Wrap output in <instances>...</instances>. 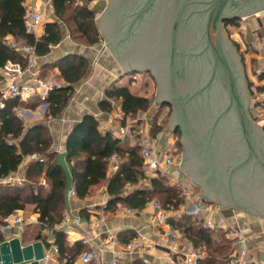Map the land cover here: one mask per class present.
<instances>
[{"label":"trees","instance_id":"trees-1","mask_svg":"<svg viewBox=\"0 0 264 264\" xmlns=\"http://www.w3.org/2000/svg\"><path fill=\"white\" fill-rule=\"evenodd\" d=\"M25 0H0V66L8 60L21 61L25 64V55L6 45L5 39L13 36L20 44H31L36 47L39 56L50 53V46L58 45L63 38V23L73 38L83 40L87 45H97L101 42V35L96 23V13L89 8L92 1L97 0H53L54 14L58 21L47 22L45 33L36 38L25 28ZM82 2V3H80ZM239 18L225 20L226 27L238 26ZM76 39V38H75ZM77 40V39H76ZM59 69V80L66 85H58L50 93L47 100L33 97L27 102L18 99L6 101L5 108H0V178H5L18 171L25 157L34 153L47 158L42 162L31 160L26 168L27 182L24 185L4 186L0 192V222L16 210H26L28 204L34 205V211L39 213L38 222L25 227L23 242L28 244L43 235L46 229L54 233V241L44 239L48 248L56 245L59 249V259L63 264H76L79 256L86 250L81 240L70 244L66 233L56 229L62 222L66 209L65 190L67 187L63 169L57 163L58 153L53 150V136L46 121H38L25 126L18 118L17 108L27 104L35 109L40 103H48L45 110L46 119L60 116L75 93V85L87 78L91 66L87 58L77 54H69L50 65ZM44 76V75H43ZM264 79V74L260 76ZM252 94L264 93V85L257 86L248 81ZM113 102L121 105L125 117L137 119L147 112L152 99L138 95L127 86H111L105 92V97L99 103L106 113L113 109ZM162 104V108L167 106ZM158 114L153 117L152 131L157 133L163 129L164 121L158 123ZM139 123L141 122L138 121ZM180 134V131L177 129ZM18 141V143L16 142ZM66 150L73 166L74 191L76 197L84 199L92 190L107 183L109 195L106 213L115 212L118 205L133 209H143L152 199H160L166 210H175L183 203V197L178 189L170 186L163 176L147 178L144 172V161L138 145L130 144L128 139L121 140L110 132H102L98 119L91 114L85 115L70 132L66 141ZM178 150L182 144L177 142ZM113 154L120 156L119 169L109 174V158ZM45 177L49 188L40 185ZM147 180L150 187L135 188L128 193L129 185H136ZM91 212L82 209V218H89ZM33 226L36 233L32 239L25 237L29 228ZM194 245L206 250L207 256L200 264H225L232 252V240L226 231H218L198 224L191 217L181 216L175 224ZM138 236L137 232L124 231L118 233L119 241L125 245Z\"/></svg>","mask_w":264,"mask_h":264},{"label":"water","instance_id":"water-1","mask_svg":"<svg viewBox=\"0 0 264 264\" xmlns=\"http://www.w3.org/2000/svg\"><path fill=\"white\" fill-rule=\"evenodd\" d=\"M204 2L205 5L208 4L205 34L208 44L211 45L210 50L213 57L211 56V61L205 65L201 61L197 64L191 62V64L204 66L206 70L212 63L213 66L208 82L193 90L192 96L203 95L204 92L209 93L215 78L220 81L223 89L217 91L219 94L214 99V108L217 111L214 121L210 125L211 141L209 140L204 145L201 141L197 142L196 140L194 142L185 136L187 138H184L185 153H182L180 165L186 173L192 176L195 183L202 186V195L208 200L219 202L220 207L235 205L264 217V130L255 123L250 113V102L253 94L248 83H246L245 71L240 56L233 44L230 43L228 34L223 31L225 20L245 19L257 15L264 11V3L245 10L231 8V6H238L237 0H210ZM148 3H152V0H148L146 4ZM183 4L184 2H181L182 6ZM107 9L109 8L103 10L96 17V23L102 34L105 30L102 20ZM105 40L109 50L118 58L127 72L132 70L145 72L146 69L142 64L146 60L154 61L153 73L156 78L158 77V90L155 101L161 104L171 103L175 105L176 111H173L167 123V127L174 130L180 122V114L185 111L186 105L193 99L192 96L189 99L180 101L162 98L169 93L171 95L182 93L189 86L187 82H181L177 79L173 82L167 68H165L170 64L172 67L171 60L172 57L174 58L172 56L174 54L168 50L165 43L163 46L160 45L159 42L162 39L158 42L154 41L153 46L148 49L146 55L138 52L131 56V60H129L141 66V68L133 69L132 63L127 64L124 62L126 57L120 55L118 43L113 44L106 38ZM228 48L233 50L237 66H234L229 58ZM229 120L233 121L232 126L225 125L226 121ZM175 123L177 124L175 125ZM182 128L185 135H189L187 125L183 123ZM214 134L216 137L212 141ZM57 153V163L63 169L67 183L64 193L65 210L69 215H72L70 198L74 187L73 166L66 149L58 150ZM46 248L48 247L42 235H39L36 240L28 244H23L19 237H14L0 243V264H47L45 258Z\"/></svg>","mask_w":264,"mask_h":264},{"label":"crops","instance_id":"crops-1","mask_svg":"<svg viewBox=\"0 0 264 264\" xmlns=\"http://www.w3.org/2000/svg\"><path fill=\"white\" fill-rule=\"evenodd\" d=\"M45 1L38 0V6L42 8ZM101 4V0H97L92 1V5L88 6L96 11L98 7H101ZM55 18L54 10L47 9L45 11V23L56 21ZM245 29L247 31H242ZM241 31L242 33L245 32L244 35L247 37L245 40L251 50L246 55L247 60L245 59L247 81L249 80L257 86H262L264 85V79H260V76L264 74V11L254 15V18L250 19L246 25H242ZM233 32L234 35L238 34L235 31ZM62 33V41L58 45L53 46L50 53L38 57L37 67L42 71V74L55 80L58 85H66L64 81L59 80V69L53 68L50 65L69 54H77L87 58L90 61L91 71L87 78L75 85V93L64 112L60 116L47 122L54 140V151L59 149L58 147L61 150L66 149L65 145L70 132L87 114L94 115L98 119L99 128L104 133L110 130L111 127H116L118 125L117 111L118 109H122L121 105L115 102L112 111L106 113L100 108L99 103L105 97L106 90L113 85L116 87L127 86L131 89L129 85H123L120 79L118 80L119 76H121L122 68H120V65H116L112 54L107 52V49H104L101 43L97 44V46L86 47L74 41L68 29L66 31L62 30ZM8 38L14 37L8 36ZM258 104V94H253L250 102V113L255 123L264 130V120L261 114H259L260 107ZM41 113L43 112L33 113L31 110L27 111L29 118L36 117L35 114L41 115ZM145 116L146 114H143L141 118L142 123L145 121ZM31 121L34 124L38 121L47 120L44 117L43 120L33 118ZM146 121L148 120L146 119ZM163 137L169 138L165 132H163ZM128 140L130 144L133 143L132 139L129 138ZM30 161L29 156L25 157L18 171L25 170ZM186 175L187 179L194 186L193 192L197 199L212 203L214 206H220L219 202L208 200L204 197L202 195V186L195 183L192 176L188 173ZM140 183L137 184V188L151 186L148 181H142ZM135 188L128 186L126 193ZM108 200L109 195L107 193L106 182L95 187L92 193L84 199H79L76 196L70 198L72 215H69V223L72 224L73 229L71 232L66 233L70 244H74L78 240L82 241L85 236H96L101 233L94 239V248L99 254V264H109L113 258H118L122 264H172V261H184V255L189 251L187 243L189 239L180 230V236L178 238L168 236L171 228L166 224H158L156 217H154L157 210L149 204L142 209L139 215L123 214L121 212V206L123 205H118L115 212H109L107 214V219L104 223L98 224L94 228L93 223L99 206ZM82 209H87L88 212H91L89 218L81 217L80 211ZM24 212L26 214V211ZM168 212L170 217L172 215H181L179 209L168 210ZM30 215L36 218L38 222L39 213L34 211ZM171 220L173 221L172 218ZM217 221L220 228L224 231L226 229L228 231H236L238 236L244 238V242L239 244L237 248L241 249L245 246L248 250V258L255 260L258 264L259 261H264V217L262 215L235 205H227L220 207V214L217 217ZM56 229L62 230L60 223L56 225ZM124 231L145 234L146 238L152 240L156 245L150 252L135 253L132 256L124 254L121 251L124 245L119 239L117 244H109L108 241L111 236L107 234L108 232H112L118 238V233ZM227 237L231 239L228 234ZM42 238L43 240L47 239L53 242V231L49 229L44 230ZM80 256L76 264H82L80 262ZM63 263L60 262L59 253L55 254L54 252L52 253V259L48 262V264Z\"/></svg>","mask_w":264,"mask_h":264},{"label":"built area","instance_id":"built-area-1","mask_svg":"<svg viewBox=\"0 0 264 264\" xmlns=\"http://www.w3.org/2000/svg\"><path fill=\"white\" fill-rule=\"evenodd\" d=\"M38 0H25V28L26 31L40 38L45 33L46 23L44 21L45 11L47 9L54 10L53 0H46L42 8L37 4ZM6 45L21 51L25 55V64L21 61L8 60L3 66H0V108H5L6 101L10 99H18L20 102H27L33 97H39L42 101L47 100L50 93L57 86L55 80L43 76L42 71L37 67L39 55L36 52V47L31 44H20L15 38H6ZM53 46H50L52 48ZM261 96V98H260ZM260 107L259 114L264 120V93L258 94ZM115 105V102L112 103ZM159 110L162 109V104H156ZM149 111L146 114L145 121L139 123L143 114L137 119L125 117L122 109L117 111L118 125L111 127L110 132L114 137L121 140L132 139L133 144L138 145L140 154L144 161V172L147 178L163 176L167 179V183L178 189V192L183 197V203L178 208L181 215H172L170 217L168 210L164 208L162 203L156 199L150 200L147 204L153 206L157 213L154 217L158 224H166L170 231L168 236L178 238L180 231L175 224L184 214L196 221L198 224H203L205 227L218 231L220 228L217 217L220 214V206L202 201L194 196V186L187 179V175L182 169L180 163L182 159L177 155L176 140L174 139V147L169 142V138L163 137V131L154 133L152 131L153 119L148 118ZM26 112L21 106L17 108L18 118L27 125ZM146 119L148 121H146ZM161 118L158 123H161ZM33 124V123H32ZM18 143V141H16ZM31 160L46 161L45 157L34 153L29 156ZM24 161V160H23ZM120 167V156L113 154L109 158L108 173L116 172ZM19 170V169H18ZM27 182L25 170L17 171L5 178H0V192L4 186L24 185ZM40 185L49 188L46 178L43 176ZM138 187L129 185V187ZM76 196L74 188L71 191V197ZM191 203V204H190ZM108 201H104L98 209V213L94 219L93 227L102 224L107 219ZM192 209V210H191ZM121 212L127 215H139L142 209H133L127 206H121ZM173 219V221L171 220ZM37 222V219L26 216L23 210H16L0 222V243L10 240L14 237H19L23 242L25 227L31 223ZM62 230L65 233L71 232L72 224L69 223V214L65 211L62 222L60 223ZM175 228V229H174ZM228 236L233 240V249L225 264H258L255 260L247 257L248 250L245 246L238 249V245L244 242V238L237 235L236 231H228ZM101 234V233H100ZM100 234H97L98 237ZM110 235L109 244H117L118 238L108 232ZM94 236H85L82 243L86 246V250L80 256L82 264H99V254L94 248ZM189 251L184 255V261H172V264H200L207 256L206 250L200 249L194 245L191 240H188ZM155 243L146 238L145 234H138L137 238L125 244L121 251L124 254L132 256L135 253L150 252ZM58 254L59 249L56 245L45 250V258L47 264L52 259V253ZM109 264H122L118 258H113ZM259 264H264L259 261Z\"/></svg>","mask_w":264,"mask_h":264},{"label":"flooded vegetation","instance_id":"flooded-vegetation-1","mask_svg":"<svg viewBox=\"0 0 264 264\" xmlns=\"http://www.w3.org/2000/svg\"><path fill=\"white\" fill-rule=\"evenodd\" d=\"M109 1L104 7V10L109 9L105 12V17L102 20L105 26L102 35L113 44L118 43L120 55L127 59L124 58L125 63H132L130 61L131 56L138 52L146 55L148 49L153 46L154 41L158 42L160 39H162L159 42L160 45L163 46L165 43L168 50L174 54L172 55L174 58L172 57L171 60L173 68L171 64L165 68H167L173 82L177 79L181 82H187L189 86L182 93L175 95L169 93L167 96L162 97L163 99L173 101L189 99L193 90L208 82L213 63L208 70L204 66L196 64L201 61L205 65L211 61V45L208 44L205 34L208 4L205 5L204 2L210 0H152V3L148 4H146L148 0ZM181 2H184L183 6ZM237 2L238 6H231L232 9L249 10V8L263 4L264 0H237ZM225 28H227L226 25L223 26L224 32ZM228 55L234 66H237V60L231 48H228ZM191 62L196 64L193 65ZM144 63L142 65L147 72L151 71V74L155 77L153 73L154 61L146 60ZM132 65L133 69L141 68V66L134 63ZM156 79L158 80V77ZM220 89H223V86L215 78L209 93L204 92L203 95L192 96V101L186 105L185 111L180 114L181 116L179 115L180 122L175 123V125L177 124L175 127L178 128L180 134L176 130V135L174 130V136L177 138V140L175 139L176 148H178L177 142L179 141L182 144L183 153H185L184 138L187 139L186 137L194 142L196 140L197 142L201 141L204 145L209 140L211 141L210 125L214 121L217 111L214 108V99L219 94L217 91ZM171 105L176 111L175 105ZM183 123L189 128V135H185L182 128ZM225 125L232 126L233 121H226ZM215 137L214 134L212 141Z\"/></svg>","mask_w":264,"mask_h":264},{"label":"rangeland","instance_id":"rangeland-1","mask_svg":"<svg viewBox=\"0 0 264 264\" xmlns=\"http://www.w3.org/2000/svg\"><path fill=\"white\" fill-rule=\"evenodd\" d=\"M102 2H104V3H102ZM101 3H102L101 4L102 6L98 7L96 12H95L96 13V17H98L100 15V13L104 10V7L108 4V0H101ZM88 4L92 5V2H90ZM252 18H254V16H249V17H247L245 19H239V21L237 23V24H239L238 26H231V27L225 28V32L228 34V38H229L230 43L233 44V46L235 47V49L237 50V52H238V54L240 56L241 64H242V66L244 68V71H245L246 83H248L249 80L247 81L245 59H246V55H247L248 51H251V50H250L249 45L246 43L245 39L247 37H245V35H244L245 32L242 33V31H247V30L245 29V30L241 31V28H242V25H246V23ZM55 20L58 21L57 18H55ZM49 22H51V21H49ZM61 25H62V30L66 31L68 29V28H66V26L63 23H61ZM97 26H98V24H97ZM98 28H99V26H98ZM231 29H233V31H235L238 34L234 35V32L231 31ZM99 32H100V35H101V42H100L101 45L104 47V49H107V52H110L112 54V56L114 57L113 60L116 63V65H120V68H122V73H121V76H119L118 80L120 79V81L122 82L123 85H129L131 87V90L134 93H136L138 95H142V96H148L149 98L152 99V104L150 106V109L148 110L149 113H148L147 117L152 120L153 117L158 114V116H159L158 119L161 118L160 122L164 121L163 129L161 131L165 132L169 136V142H171V145L173 144L172 146L174 147L173 139L175 138L177 140L176 136H174L175 135L174 134V130H175V133L177 135L176 130L178 128L174 127L175 129L172 130L171 128L167 127V123H168V121H169V119H170V117H171V115H172L174 110H173L172 105L168 104V107L165 106L161 110L158 111L155 103L156 104H161V103L155 101L156 100L157 90H158V83H157L156 76L154 77L151 74V71L147 72V70L145 72L137 71V70H132L130 72H127L122 67V65H121L120 61L118 60V58L116 56H114V54L111 52V50H109V47L107 46L106 40H105L104 36L102 35L100 28H99ZM72 38H73V36H72ZM75 38H73L74 41H76L77 43H80V44H82V45H84L86 47L97 46V45H91L90 46V45L85 44L83 40H78V36H75ZM241 56H242L243 59L241 58ZM89 63H90V61H89ZM116 81H117V79H116ZM162 104H164V103H162ZM47 106H48V103L43 102V103H40L39 105H37V107L35 109H33L32 107H29L27 104H23V106H21V107L26 112L25 115L27 117V122H26L27 125H25V126H30V124H32L31 119H33V118L34 119H36V118L38 119L39 118V119L43 120V118L45 117V120H47L46 123L48 121L54 119V118L49 119V120L46 119L47 117L44 114V112H45ZM30 110L33 113H40V112H43V113H41V115L35 114L36 117H30L29 118V116L27 115V111H30ZM58 148L59 149H57V150L60 151L61 150L60 147H58ZM176 153L182 159L183 150H178V148H177ZM16 172H13L11 174H14ZM145 181H147V180H144L143 182H145ZM142 186H144V185H142ZM46 189H48V188H46ZM156 200L159 201L160 199H156ZM25 211H26V215L29 216L30 214H32L34 212V205L28 204ZM34 229L35 228H33V226H31L29 228L28 232H27L28 235L26 236V234H25V237H27L28 239H32V235H34L36 233V231H35L36 229L35 230ZM33 241L34 240H32L31 242H33ZM31 242H29V243H31ZM23 244H24V242H23Z\"/></svg>","mask_w":264,"mask_h":264}]
</instances>
